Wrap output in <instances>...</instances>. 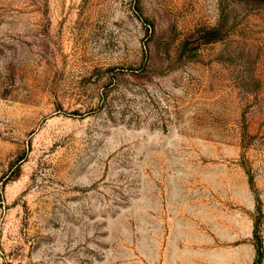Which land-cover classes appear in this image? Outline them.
<instances>
[{"label": "rangeland", "instance_id": "1", "mask_svg": "<svg viewBox=\"0 0 264 264\" xmlns=\"http://www.w3.org/2000/svg\"><path fill=\"white\" fill-rule=\"evenodd\" d=\"M0 264H264V0H0Z\"/></svg>", "mask_w": 264, "mask_h": 264}]
</instances>
